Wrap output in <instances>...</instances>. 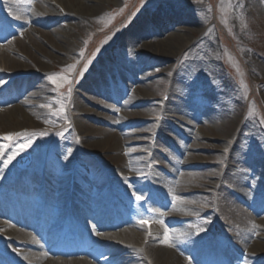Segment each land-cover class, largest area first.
<instances>
[{
  "label": "rangeland",
  "instance_id": "rangeland-1",
  "mask_svg": "<svg viewBox=\"0 0 264 264\" xmlns=\"http://www.w3.org/2000/svg\"><path fill=\"white\" fill-rule=\"evenodd\" d=\"M38 1L14 0L9 9L3 4L0 14V22L7 21L11 27L21 22L18 27L28 29L19 43L39 59L31 62L27 57L25 62L21 50L11 47L18 32L0 30V47L27 64L17 71L22 76L8 69L0 73V81L11 80L0 87V149L5 150L0 165L10 172L7 180H0V238L7 233L6 222L22 215L21 202L37 199L25 186L14 185L12 178L15 172L33 171L31 165L38 161L43 175L51 173L58 180L57 188L63 183L67 186L74 170L81 190L96 203L105 205L107 201L110 211L124 209V221L115 226L118 230L137 220L148 221L145 218L151 207L160 208L168 215L177 214L152 217L167 224L175 220L172 223L188 241L174 246L187 257H200L203 245L194 235L207 232L215 252L209 264H264L263 247L257 248L255 256L248 253L257 247L256 241H264V228L254 223L250 213L244 215L237 209L241 206L251 211L247 201L253 200V185L264 180V144L260 142V137L264 138V0H104L100 14L82 24L71 14L86 11L82 6L85 1L70 0L72 5L64 0L63 8L48 2L49 16ZM173 5L189 8L191 20L180 18ZM26 6V15L15 12L14 19H8L12 7L17 11ZM165 8L168 11L163 12ZM148 13L155 20L150 26L157 24L163 32L149 29L144 39L164 40L172 33L179 35V41L189 38L177 53L173 49L172 58L141 56L137 51H147L150 46L121 43L128 29ZM65 31L73 37L63 35ZM114 68L118 75L111 81L105 71ZM129 75L140 81L129 79ZM43 82L47 90L39 89ZM125 87L128 93L123 92ZM140 87L145 89L137 94L141 105L125 106L122 100ZM103 91L116 96L105 105L118 108L106 111L95 101L106 98ZM88 107L96 112L84 113ZM123 111L136 114L124 116ZM53 113L64 114L65 120L52 121ZM103 113L114 117L112 125L106 116L101 118ZM204 120L216 128L217 135L201 139L207 149L193 148L197 128ZM84 123L107 131L79 130ZM87 133L86 140L82 139ZM108 137L112 148L104 149L98 142ZM25 150L32 153L33 162L22 169L17 159ZM189 154L192 160L186 161L185 169L174 165V160L183 162ZM9 157L14 158L7 166ZM154 158L159 163L149 164ZM206 162L209 167L202 166ZM172 165L174 170H170ZM2 171L1 167V175ZM182 171L201 176L180 187ZM224 172L226 180L217 176ZM109 179L113 187L108 186ZM151 184L158 188L153 193ZM145 192L150 195L144 197ZM133 193L143 199L136 200ZM162 193L171 195L165 198ZM77 197L78 202L86 200L83 194ZM6 199L7 206L2 204ZM176 200L181 208L172 209ZM186 205L193 208L188 211ZM77 209L82 215L78 220L92 221L85 207ZM59 216L57 223L63 214ZM88 238L86 248L97 241ZM8 245L14 247L12 262L22 261L20 252L25 248L13 242ZM55 255L97 261L87 251Z\"/></svg>",
  "mask_w": 264,
  "mask_h": 264
},
{
  "label": "bare ground",
  "instance_id": "bare-ground-1",
  "mask_svg": "<svg viewBox=\"0 0 264 264\" xmlns=\"http://www.w3.org/2000/svg\"><path fill=\"white\" fill-rule=\"evenodd\" d=\"M14 0H3L4 7L9 9L11 6L9 2H13ZM70 4L72 2L70 0ZM81 2L85 1V3L82 5L83 9L86 11L82 12H72L71 14L75 19L78 20V23H88L93 20L95 14H100L99 6L101 3L105 2L104 0H79ZM41 7L48 13L47 16L51 15V11L48 8V2H51L53 5L59 8H63L62 3L64 0H39L38 1ZM38 4V5H39ZM37 5V4H36ZM73 5V4H72ZM174 10L177 11V14L180 15V18H186L187 20H191V13L189 11V8H186L184 6H180V8H177L176 5H173ZM16 7H12V11H9L8 19H14L13 15L14 13H19L26 15L28 12L27 6L24 8H21L16 11ZM14 10V11H13ZM65 11V10H64ZM164 11H168V9H164ZM91 12V13H90ZM64 13V12H63ZM66 14H70L66 12ZM148 14L143 15L140 17L137 22L131 26L125 36L121 39V43H138L140 42L143 44V46H150L151 49H148L147 51L145 48L139 49L137 53H139L141 56H149V54L152 55H158L160 57L164 58H172L175 56V53H177L178 49L183 45V43H187L189 38H185L184 40L179 41L178 36L176 33L170 34L167 39H159V37H153L150 39H144L145 36L149 33V29H156L157 31H161L159 29V25L150 26L153 22H155L154 19L151 18V16ZM156 16V14H155ZM3 24V27L0 26V30L2 31H10V32H18V39H14L11 43V47H14V49L21 50V54L24 55L25 62L27 57H29V61L31 62H39V59L33 57V53L27 49L26 46H24L22 43H19V38H23L26 34V31L28 29H20L18 25L22 24L21 22H18L17 26L11 27L10 23L7 21L1 22ZM150 26V28L148 27ZM57 32H60L59 30H55ZM43 34L46 33L45 31H42ZM63 35L69 37H73L69 31L62 32ZM60 35V33H59ZM61 36V35H60ZM143 39V40H141ZM141 40V41H140ZM59 46L62 50V46L59 43ZM67 46V44H66ZM65 46V47H66ZM64 47V46H63ZM175 49V53L174 50ZM44 50V49H43ZM24 60V59H22ZM28 62V61H27ZM27 66L26 63L23 64L22 61H19L17 58H15L12 53L4 50L2 47H0V73L4 70H11L16 75L22 76V72H17L23 70L22 68ZM20 69V70H18ZM115 70V71H114ZM107 74V77L109 80H114L116 75H118V72L116 71V68L113 70H110L109 72L105 71ZM104 82H107L104 77L102 78ZM129 79L131 80H139L136 75H129ZM8 81H0L3 83H0V87L6 85L10 82ZM17 82V80H15ZM140 81V80H139ZM7 82V83H6ZM6 83V84H5ZM13 84L14 81H12ZM10 87H13L11 85ZM39 89L41 90H47V87L44 85V82L39 84ZM144 88L140 87L137 91L129 93L128 98L126 100H122L123 103H125V106L128 107H136L141 105V102L136 101L137 94L141 93ZM128 93V88L123 90V92ZM139 91V92H138ZM104 96H106L103 101H100L96 99L97 103L99 102L101 106H103V109L106 111L115 110L118 108V105L113 104L112 107L106 106V102H111L110 99L115 98L116 96L113 94H109L106 91H103L102 93ZM126 94V93H125ZM66 98L64 97L62 102H64ZM121 102V103H122ZM171 106H169L170 108ZM96 110L93 108L88 107L86 112L88 114L95 113ZM132 113L136 114V111L133 112H125L123 111L124 116H130ZM104 116L107 117V121L109 124H113L112 120L114 117L108 113H103L101 118H104ZM32 118L34 116H29V120L32 121ZM52 121H62L65 120L64 114L58 115V114H52ZM58 119V120H57ZM60 119V120H59ZM145 127L149 129L151 127V123L149 120L145 121ZM195 124V123H194ZM86 127H89L93 133L95 132H102L105 133L107 131L106 128H102V130L98 127H93L92 125L86 126L84 123L79 126V130L85 129ZM196 129V128H195ZM198 132L195 134L196 142L193 144V148L197 149H207L205 144L202 143V138L208 137H216L217 132L216 128L207 120L203 121V126L197 128ZM189 131H185V134H188ZM85 133V131L83 132ZM90 133L83 134L82 139H85L88 137ZM79 139L82 143L83 140ZM260 142L264 144V138L260 137ZM102 145V148L111 149L112 145L110 142V138L108 137L106 141L104 142H98ZM153 146V144H152ZM89 148L93 147V144L88 146ZM154 147H157L155 145ZM5 150L0 149V162H2V156L4 154ZM230 158V157H228ZM192 160V155L189 154L185 161L182 162V160H179L178 158L174 160V165H179V169L186 167V161ZM204 161V159L200 160ZM207 161V160H205ZM33 163V171L28 172L27 174L24 173H17L15 172L14 178L15 182L14 185L16 186H25L27 190L30 193L36 194L37 199L35 201L27 202L22 201L20 205L21 213L22 215L18 218L14 217L10 218L11 221H9L7 224V233L3 236V242L7 244L8 249L11 252H14V247L12 245H8L9 243H15L17 246H23L25 247V250H22L20 253L23 254L21 263L18 264H209L210 258L214 256V250L211 251V240L210 235L206 232L204 234H197L194 235L199 240L198 242L202 244L203 246L199 249L202 252V254H199V256L187 257L184 252H182L180 249H176V246L174 244H180L184 240L188 241V237L186 234H181L180 227L176 226V223H172L175 220L172 219L170 224L165 223L163 219H153L152 215L157 214L161 217L167 218L171 215L177 216V214H166L162 209L160 208H153L151 207V210L149 211V215L146 216L145 219L148 221H134L131 224H129V227H126L125 229L118 230L115 226L121 222L124 221V212L125 210L122 209L119 210H113L109 208V204L106 201V204L103 205L102 202L96 203L94 198L90 196L87 191H82L78 181H76V191L74 195V201L72 209L75 211L77 207H85V212L87 213V216H90L92 218V221L85 220V221H79L76 219V216L78 214L76 212L66 214V212H63L67 209V198L69 195V181L67 187H64V183L62 184V188H57L58 186V180L53 176L51 173H47V175H43L41 171V167L38 165V161H34ZM232 162V158H231ZM158 160L156 158L152 159V161L149 164L156 165L158 164ZM10 161L9 159L6 160V165L9 166ZM208 162L206 164H202L203 167L207 166ZM2 167V175L0 174V180L5 181L7 180V174L6 173V166L3 164L0 165V168ZM209 167V166H207ZM175 167L172 165L170 167V170H174ZM10 170V169H9ZM179 180L180 187H186V185L191 182L192 180H197L201 174L199 172H181L179 173ZM10 176V175H9ZM219 178H222L226 180V174L220 173L217 175ZM242 186V180L239 181ZM248 185V184H247ZM251 186V184H249ZM157 189V186L155 184H151V193ZM241 189V188H240ZM239 189V190H240ZM231 192L234 193V190L232 188L230 189ZM242 191V189H241ZM253 200H249V203L247 201V204H249V209H244L241 206H237V209L240 210L244 215L249 214L253 216V221L256 223L259 227L264 228V180L258 181L253 185ZM79 194H83L86 197L85 201H80L76 199V197ZM223 193H219L218 196H221ZM144 197L149 196L150 194L145 192L143 193ZM171 194L167 195L162 193V196L167 198ZM44 196V197H43ZM240 196V195H239ZM251 196V195H249ZM45 200L41 201V198H45ZM242 198V197H241ZM77 200V201H76ZM116 199L113 198V201ZM230 200V199H229ZM246 202V201H245ZM2 204L8 205V199H6L5 202ZM180 201H177L172 205L173 208H181ZM9 207V206H8ZM185 208L190 211L193 206L186 205ZM48 211L45 216L43 213L40 215H37V211ZM112 212V213H111ZM66 214L64 219L63 216H61L60 221L57 223L56 218H60L59 215ZM109 213V215H107ZM185 214H181L180 217L184 216ZM179 216V215H178ZM4 222V221H2ZM177 222V221H176ZM208 225V224H207ZM137 227V228H136ZM77 231L81 234L80 238L84 239L87 235H91L97 239L96 242H94L90 248L87 249V252L91 256H95L97 258V261H93L91 259L86 258H68L63 256H57L55 254L57 253H63V245L61 244L65 238L70 239L72 237L79 238V235H77ZM97 233H102L103 235H97ZM165 234L168 236V242H164ZM264 238V237H263ZM80 239V240H81ZM86 240V239H85ZM172 243V245L169 247L167 244ZM256 248L251 249L248 251L249 256H255L254 252L258 251V247L264 248V241H256ZM33 248V249H32ZM25 255V256H24ZM7 264H10V262H7ZM12 264V263H11Z\"/></svg>",
  "mask_w": 264,
  "mask_h": 264
},
{
  "label": "snow or ice",
  "instance_id": "snow-or-ice-1",
  "mask_svg": "<svg viewBox=\"0 0 264 264\" xmlns=\"http://www.w3.org/2000/svg\"><path fill=\"white\" fill-rule=\"evenodd\" d=\"M49 79L52 80L53 77L50 76ZM53 82H55V81H53ZM0 83H3V82H0ZM16 135H19V134H16ZM4 139H9V137H4ZM0 147H2V146H0ZM13 158L14 157H9V161L11 159H13ZM133 194H134L136 200H142L143 199V196L141 194H137V193H133ZM142 223H144V221H142ZM97 235H103V234L102 233H97ZM168 239L169 238H168L167 234H165L164 242L167 243L168 242Z\"/></svg>",
  "mask_w": 264,
  "mask_h": 264
},
{
  "label": "water",
  "instance_id": "water-1",
  "mask_svg": "<svg viewBox=\"0 0 264 264\" xmlns=\"http://www.w3.org/2000/svg\"><path fill=\"white\" fill-rule=\"evenodd\" d=\"M26 155L22 156L19 163L21 166H27L30 163V157H25Z\"/></svg>",
  "mask_w": 264,
  "mask_h": 264
}]
</instances>
